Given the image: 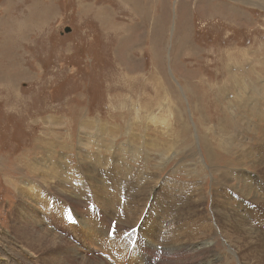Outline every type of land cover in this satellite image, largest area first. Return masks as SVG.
Returning <instances> with one entry per match:
<instances>
[{"label": "rangeland", "instance_id": "obj_1", "mask_svg": "<svg viewBox=\"0 0 264 264\" xmlns=\"http://www.w3.org/2000/svg\"><path fill=\"white\" fill-rule=\"evenodd\" d=\"M66 27L71 31L65 33ZM192 94L206 111L203 123L210 125L211 146L229 153L222 154L227 167L236 166L235 155L227 150L230 134L235 135L231 148L248 143L249 152L256 154L258 147L264 153V0H0V232H9L13 222L16 183L35 176L30 160L45 159V166L48 154L51 159L64 155L58 165L64 163L84 179L88 155L83 151L118 156L115 166L131 164L137 169L134 176L149 173L166 158L155 170L160 179L202 183L200 208L206 212L220 180L230 186L227 193L236 195L241 182L219 177L227 168L214 166L217 156L203 160L197 130L204 128L193 114ZM173 105L181 106L184 117L170 112ZM225 112L236 132L226 126L228 135L222 138L219 122ZM152 115L165 119L171 129L154 122ZM183 118L187 131L177 127ZM250 163L244 161L251 174L263 172ZM98 167L110 192L116 185L113 193L119 190L121 201L139 188L130 185V178L117 176L115 181L103 165ZM160 185L150 199L163 194ZM246 205L257 209L254 203ZM40 208L42 215L44 206ZM147 209L153 216L163 212L147 205L143 213ZM110 225L109 232L114 237L121 232L125 246L123 236L134 228L117 230V219ZM52 228L62 236V226ZM217 235L215 252L225 257L227 243ZM2 240L0 234V247L6 244ZM129 245L127 254L135 243ZM89 250L113 264L104 249ZM3 253L1 247L0 260L7 257ZM224 264L240 262L234 257Z\"/></svg>", "mask_w": 264, "mask_h": 264}, {"label": "bare ground", "instance_id": "obj_2", "mask_svg": "<svg viewBox=\"0 0 264 264\" xmlns=\"http://www.w3.org/2000/svg\"><path fill=\"white\" fill-rule=\"evenodd\" d=\"M209 12L213 13V10ZM192 96L195 109L193 114L197 117L196 122L200 121L198 124L204 128V130H197L200 147L204 153L203 160L208 161L207 159H211L212 154L217 156L214 166L217 169L219 167L227 168L220 172L219 177L228 175L229 183L234 178L241 182L239 186L236 185V195L238 196L227 193V188L230 186L224 185L220 180L213 186L212 191L215 196H211L210 209L206 212L204 207L200 208L203 201L202 183L179 182L174 178L160 179L158 171L155 170L163 165L166 158H160L159 165L154 166V169L149 173H137L134 176L137 169L131 164L124 161L126 168L115 166L114 163L118 156L105 157L101 153L95 154L81 150L84 152V157L88 155L85 157L88 160L85 168L86 179H84L80 178L82 174L79 176L76 171L70 170L64 163L62 166L58 165L59 160L62 159L61 156L64 155L57 159H51L52 157L48 154L47 157L50 159L48 165L43 166L45 159L35 160V162L30 160L29 167L35 176L26 180L27 183L26 181H20L19 185L16 183L18 199L16 209L14 208L15 211L11 215L13 222H11L9 232H0L3 237L2 241L6 243L1 246L2 253L4 251L3 254L7 255L6 258L0 260V264H13L14 260L18 261V263L14 262L15 264H111L104 258L98 255L97 257L92 250H89L90 248L95 251L104 249V252H109L114 259L112 260L118 264H224L225 261L234 257L240 264L255 262L264 264V211H257L260 209L259 203H261V207H264V153L258 147L256 154L249 152L246 148L248 143L239 150L231 148L235 142V135L230 134L227 139V150L230 148L232 154L235 155L236 166L227 167L225 165L227 160L222 154L228 152L213 149L214 147L211 146L208 135L210 125L203 123L208 120L206 111L199 102V95L196 93L197 99L193 94ZM174 110L180 111L184 117L180 105H173L170 112ZM243 116L244 119L248 118L247 114ZM151 119L158 123L166 122L165 119L159 117L153 116ZM164 125L171 129L170 123H164ZM219 125L221 137L228 135L225 133L226 126L229 127V132H236L232 131L231 126H234L235 123L226 116V112L220 117ZM177 127L180 128L179 130L183 128L187 131L189 129L185 118L177 123ZM237 129L238 127H235V130ZM186 138L190 140L189 135H186ZM50 146L52 147V145ZM133 147L131 150L134 149ZM164 151H161L162 156L165 155ZM248 153L247 157H243ZM131 157H136V155L131 154ZM250 160L252 163L249 162ZM244 161L256 169L257 167L260 169L262 166L263 172L254 171L256 175L251 174L252 172L248 171L249 165H245ZM81 165L84 167L82 162ZM98 165H103L106 174L113 177L115 181L118 179L117 176L123 179L130 178V185H137L139 188L133 190L131 195H126L125 202L121 201L120 191L118 190L119 194L113 193V187L116 185L111 183L112 191L108 190L110 186L103 182L104 180L98 172L101 167ZM144 175L146 176L145 180H143ZM29 180L35 185L30 184ZM37 183L47 189L44 188L46 193L41 186H37ZM160 183L163 194L157 195L155 192L158 197L150 199L149 195H151L152 189L156 184L159 186ZM193 190L196 191L194 194ZM194 197L196 199H193ZM19 199H21V203ZM247 202L254 203L257 209L252 211L246 205ZM147 205L153 210H155L154 207H161L163 212H158L153 216L152 211L147 209L143 213ZM41 206H44L43 210H45L42 215ZM98 207H102V209L99 210ZM72 212L75 217L70 215ZM43 218L48 219L45 221L48 226L45 225ZM114 219H117V230L125 229L123 233L132 227H137L135 246L131 247L129 254H127L131 246L129 242H133L135 231L123 236L127 240L124 246V241L119 240L121 232L119 235L116 233L115 237L108 235L110 223ZM53 225H56L60 230L61 226L63 227L61 237L53 230ZM70 234L77 238L81 244L73 243L75 238L70 241L68 239ZM102 234L103 236H101ZM217 234L222 237L225 244L227 243L228 251L225 257H221L215 252V242L213 241L216 240ZM160 245L162 249L157 250ZM86 249L90 252L91 257L85 256L87 255ZM113 252L117 256L114 257ZM128 256L130 258H127ZM214 257L220 260H214ZM153 260H155L154 263H152Z\"/></svg>", "mask_w": 264, "mask_h": 264}, {"label": "water", "instance_id": "obj_3", "mask_svg": "<svg viewBox=\"0 0 264 264\" xmlns=\"http://www.w3.org/2000/svg\"><path fill=\"white\" fill-rule=\"evenodd\" d=\"M69 31H71V28H70V27H66V28H64V32H65V33H68Z\"/></svg>", "mask_w": 264, "mask_h": 264}, {"label": "crops", "instance_id": "obj_4", "mask_svg": "<svg viewBox=\"0 0 264 264\" xmlns=\"http://www.w3.org/2000/svg\"><path fill=\"white\" fill-rule=\"evenodd\" d=\"M182 196V195H181Z\"/></svg>", "mask_w": 264, "mask_h": 264}]
</instances>
